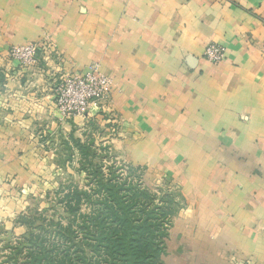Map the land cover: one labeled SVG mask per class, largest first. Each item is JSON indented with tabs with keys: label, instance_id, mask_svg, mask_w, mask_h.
<instances>
[{
	"label": "crops",
	"instance_id": "1",
	"mask_svg": "<svg viewBox=\"0 0 264 264\" xmlns=\"http://www.w3.org/2000/svg\"><path fill=\"white\" fill-rule=\"evenodd\" d=\"M263 20L264 0H0V48L47 37L57 76L94 64L110 78L117 144L181 195L180 264H264ZM211 44L220 65L203 57ZM5 66L0 178L23 182L82 119L56 111L48 75L13 68L4 91Z\"/></svg>",
	"mask_w": 264,
	"mask_h": 264
},
{
	"label": "rangeland",
	"instance_id": "2",
	"mask_svg": "<svg viewBox=\"0 0 264 264\" xmlns=\"http://www.w3.org/2000/svg\"><path fill=\"white\" fill-rule=\"evenodd\" d=\"M45 38L0 48V60H6L5 67L9 63L4 73L11 68L10 52L17 47L37 46L43 58L50 45L54 48L50 56L58 61V50ZM18 70L21 73L15 76L32 73ZM11 72L3 74L4 91L6 79L14 77ZM37 75H48L52 81L57 72ZM107 106V101L92 106L76 124L75 134H65L61 148L52 154L43 149L47 144L43 140L42 149L51 157L38 159L30 179L0 178V264H107L100 240L119 228L113 217L123 218L124 212L131 221L152 226L156 257L145 264H180L169 232L183 209L181 195L168 179L128 159L117 144L118 128Z\"/></svg>",
	"mask_w": 264,
	"mask_h": 264
},
{
	"label": "built area",
	"instance_id": "3",
	"mask_svg": "<svg viewBox=\"0 0 264 264\" xmlns=\"http://www.w3.org/2000/svg\"><path fill=\"white\" fill-rule=\"evenodd\" d=\"M47 46L45 48L47 53L43 58H39L40 49L37 46L28 45L13 48L10 52L11 68L8 69V72L13 68H20L25 71L35 70L37 73L49 74L53 71L50 67V63L53 61L50 55L54 48L50 45ZM203 57L210 64L220 65L225 60V50L218 45L211 44L204 50ZM8 72L4 73L6 77ZM11 79L12 77L6 80ZM52 82L55 84V109L66 120L83 119L98 101L106 102L109 99L112 86L110 78L101 74L94 64L89 66L84 74H61V76L54 77Z\"/></svg>",
	"mask_w": 264,
	"mask_h": 264
},
{
	"label": "trees",
	"instance_id": "4",
	"mask_svg": "<svg viewBox=\"0 0 264 264\" xmlns=\"http://www.w3.org/2000/svg\"><path fill=\"white\" fill-rule=\"evenodd\" d=\"M78 147H80V144ZM79 193L75 192V202H79ZM86 196V193H84ZM123 218L114 216L113 221L119 225L105 238H101V248L107 264H145L156 257L155 237L151 233L152 226L142 221H131L124 212ZM34 261L35 258L33 257Z\"/></svg>",
	"mask_w": 264,
	"mask_h": 264
}]
</instances>
